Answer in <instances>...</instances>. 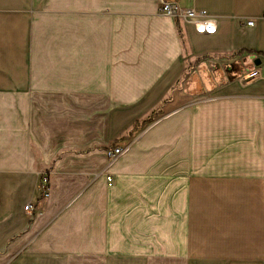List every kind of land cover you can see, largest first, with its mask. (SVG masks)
<instances>
[{
	"label": "crops",
	"instance_id": "crops-1",
	"mask_svg": "<svg viewBox=\"0 0 264 264\" xmlns=\"http://www.w3.org/2000/svg\"><path fill=\"white\" fill-rule=\"evenodd\" d=\"M172 1L0 0V264H264V0Z\"/></svg>",
	"mask_w": 264,
	"mask_h": 264
},
{
	"label": "built area",
	"instance_id": "built-area-1",
	"mask_svg": "<svg viewBox=\"0 0 264 264\" xmlns=\"http://www.w3.org/2000/svg\"><path fill=\"white\" fill-rule=\"evenodd\" d=\"M158 8L157 11L161 15L167 17H179L185 21H190L194 24L195 28L200 32H212L215 28L214 20L209 18L204 12L195 10L193 8H183L179 4L172 0H157ZM254 20L249 18L246 20L247 25H252ZM264 74V66L262 67ZM252 76L258 74L257 70L253 69L250 71ZM121 152L120 147H114L107 151V155L114 158ZM107 181L110 183L111 177L107 176ZM38 191L40 197L46 195L48 191V176L46 174H40L38 181ZM24 212L31 216L36 210V202L29 201L23 206Z\"/></svg>",
	"mask_w": 264,
	"mask_h": 264
},
{
	"label": "trees",
	"instance_id": "trees-1",
	"mask_svg": "<svg viewBox=\"0 0 264 264\" xmlns=\"http://www.w3.org/2000/svg\"><path fill=\"white\" fill-rule=\"evenodd\" d=\"M147 120H151V117L149 119H147ZM31 216H32L31 218L33 219V217L35 216V214L33 213Z\"/></svg>",
	"mask_w": 264,
	"mask_h": 264
}]
</instances>
